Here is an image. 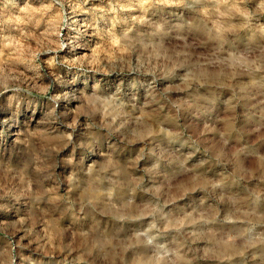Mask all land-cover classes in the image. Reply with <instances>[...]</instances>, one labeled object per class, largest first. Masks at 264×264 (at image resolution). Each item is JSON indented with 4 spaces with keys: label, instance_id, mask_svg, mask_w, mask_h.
I'll return each mask as SVG.
<instances>
[{
    "label": "rangeland",
    "instance_id": "obj_1",
    "mask_svg": "<svg viewBox=\"0 0 264 264\" xmlns=\"http://www.w3.org/2000/svg\"><path fill=\"white\" fill-rule=\"evenodd\" d=\"M0 264H264V0H0Z\"/></svg>",
    "mask_w": 264,
    "mask_h": 264
}]
</instances>
